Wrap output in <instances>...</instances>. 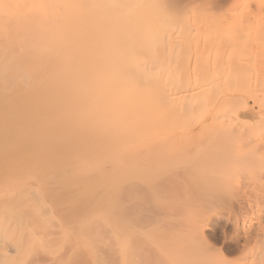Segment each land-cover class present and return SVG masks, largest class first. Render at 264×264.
<instances>
[{
    "label": "bare ground",
    "instance_id": "6f19581e",
    "mask_svg": "<svg viewBox=\"0 0 264 264\" xmlns=\"http://www.w3.org/2000/svg\"><path fill=\"white\" fill-rule=\"evenodd\" d=\"M253 30H264V0H0V221L7 223L0 232L11 220L24 222L28 230L40 227L35 226L40 216L62 222L72 201L69 177L79 176L80 198L95 208L83 221L88 238L83 264L90 257L114 264L117 253L121 264H130L132 205L190 198L208 187L210 177L195 182L193 174L202 173L201 167L209 171L222 151L210 121L244 123L246 107L232 110L243 92V67L235 60L231 81L223 73L243 50L238 39ZM232 39L235 57L220 56L219 48ZM211 51L220 57L203 60ZM232 137L239 145L243 141ZM47 158L55 159L53 167L69 179L56 178L58 169L51 171L53 180L51 173V180L44 178L51 170ZM33 169L40 174H28ZM57 199L58 208L51 202ZM207 212L189 211L182 220L193 240L206 239L213 211ZM226 222L244 251L251 252L253 240L264 236V227L231 217ZM6 241L0 244V263L13 253ZM104 244L107 254L100 249ZM183 246L178 260L186 253ZM15 249L22 256V246ZM35 259L39 264L41 258Z\"/></svg>",
    "mask_w": 264,
    "mask_h": 264
},
{
    "label": "rangeland",
    "instance_id": "374dc122",
    "mask_svg": "<svg viewBox=\"0 0 264 264\" xmlns=\"http://www.w3.org/2000/svg\"><path fill=\"white\" fill-rule=\"evenodd\" d=\"M249 32L250 34L248 35ZM261 32L262 31H256V30L248 31V33H244L238 39L243 50L241 53H240L241 48L239 51L237 50L239 55L237 56V58L233 59L234 62L232 61L233 63L230 68H228L229 65H226L227 70L225 69L226 71L223 73V75L225 74L226 77L228 76V78L226 79H229V81H231L230 78L232 76H229V75L234 74L235 60L237 61V63L240 64L241 67H243V72L246 75L245 77L246 79L244 80V83H243L244 84L243 88L241 89L243 92L240 96H236V98L238 99V102L236 103L237 106L235 105L234 107H232V110H236L240 107L242 108L246 107L248 114L244 113L245 121L244 123L243 122L240 123V125L237 124L238 126L233 123L222 124V122L220 123L216 120H214L215 121L214 123H213V120L210 121L212 122L211 126L213 129V132H215V134L217 133V131L220 132V133L219 132L217 133V134H220L218 135L219 137L216 135V137L219 138V140L218 139L216 140L220 141V146L222 148L219 146V142H218V147L222 149V151L220 152L218 150V153L220 152V154H217L216 152L217 155H215L216 157L214 159L216 160L214 161L215 164H212L211 166L212 168L210 167L211 169H209V171L201 167L202 170L199 169V172L202 171V173L200 172L201 175L200 173H198V170L196 171V173L194 172L196 174L195 176L193 174L195 182L197 181L202 182L204 180H208L209 177L212 179V181H210L212 183L208 184L209 186L204 188L205 191H208L209 196L207 193L205 194V192H203L204 189H201V191L199 189L198 193L194 192V194H190V198L183 197L179 200L178 198L177 200L166 199L165 200L166 202H164V200H160L159 202L156 201V202H151L149 204L148 203L145 204L147 205V207H145V205L144 206L142 205L143 207L142 206L136 207L132 205V207L130 208L131 210H129L130 211V221H131L129 223V226L131 227L130 230H132L131 235H130V239H131L130 240V247H131L130 254L131 255L129 256L130 264H181L180 260H184L183 264H230V263L236 262L239 259H243L245 262L249 264H263L264 263V255H262V252L264 251V249L259 250L258 248L260 244L264 245V236L261 235L260 237L255 238L253 240V244L256 247L252 249L251 252L244 251L242 246L241 247L239 246L241 245V243H238L236 240L233 239L236 235V232H234L235 229H233V227L231 226L232 224L226 222L228 217L229 219L231 217V220L236 218L238 219V221H240V223L248 222L252 224L253 226H255V228L264 227V220H263L264 219V213H263L264 212V30L262 32L263 36ZM257 34L259 38H257ZM234 42L235 40H233L232 42L231 40L228 41V43L230 44L227 47H225L223 44L222 46H224L225 48L224 47L219 48V52L221 53L220 56H224L226 58L227 56L225 55L230 54L232 51L231 49L234 50L235 48V46L233 47ZM240 44L237 43L236 46ZM255 50L257 51L255 52ZM220 56H215L214 51H211V52H208L205 57H203V60L210 61L213 58L215 59V57L217 60ZM229 57H232V58L235 57V53L233 54L232 52V54H230ZM225 58L224 60H226ZM232 58H229L230 61ZM250 69L252 72H256V74L250 75L248 73ZM247 73L249 75H247ZM222 100L223 99H221V101ZM230 130H232L235 133L237 132L235 135L231 133L233 136H235V138L236 136H238L239 139H243L240 145L238 144L240 142L235 141L232 135H229L228 132ZM222 133H224V135ZM239 133L242 134L241 136H243L244 138L241 137ZM229 136L232 137V142ZM234 142L235 143L237 142V143L235 144ZM47 159H48L47 161L51 164V170L45 173L44 178H48V176H50L49 173H51V171L52 173L55 172L56 174L60 171V173H58L57 176L55 175V177L59 179V177L62 176L61 180L63 181L64 172L56 168L55 166L53 167V165H55L56 163L55 159L53 158H47ZM34 170L35 169H33V171L31 170L28 174H31V176H33L32 175L33 173L34 175L40 174V172L38 173L40 169L39 170L36 169L35 171ZM207 171L209 172V174L207 173ZM52 175L53 176H50V177L53 180L54 174ZM211 176H214V177H211ZM50 177L48 179H50ZM69 178L65 176L64 182L65 180L69 179L68 180L69 185L67 183L66 187L67 189L72 191V197L70 198V200L72 201L68 200V203L70 202L69 205L67 203H66L67 205H65L67 207L65 208V211L66 210L67 211L64 217L65 219L62 221L64 224L59 219H55V218L54 220L50 219L49 220L50 222H48V220H45L43 216H40L39 218H37L39 220V223L37 225L35 223V226L36 227L40 226L41 228L39 227L35 230L30 228L28 230V227L25 226L26 224H24V222L20 223L19 221L11 220V225H10L9 224L10 221H9L8 225L10 226V228L7 231L0 232V238H1L0 244H3L2 243L3 240L4 241L7 240L4 243L7 244L5 245L8 246L10 250L12 249L13 253H10V252L9 253L11 254L10 257H13V259L10 257H5L4 260L6 258H10L12 259V262H13L12 264H15V263L24 264L23 262L25 263L28 262L27 264H33L37 260L35 258H41V259H38L39 264H49V262H51V264H61V263L62 264L64 263L65 264H68V263L83 264L84 261H83L82 256H84V252H85V249H84L85 246L83 245L84 244L83 242H84V237L85 238L87 237V236H84L85 235L84 232L86 230L84 229L83 221L86 217V214H88L90 211L93 212L95 208L94 206H91V207L89 206L88 208V204L85 205L83 203L84 201H82L80 198L81 195H80L79 188H80V185H82V183L80 182H83L81 177L74 176V177H69ZM181 190L183 189H180V188L174 189V191L176 192H182ZM58 200L59 199L56 200L57 202L53 200L51 201L54 204L53 206L54 207L56 206V208H58V206L60 205L58 204V202L61 199L59 201ZM241 200L243 201V203H245L246 206L242 203ZM55 203L57 205H55ZM157 203L158 204L160 203L161 205L160 204L158 205ZM261 206H263V208ZM259 208H261V211L263 210V212H260V214H259V211H260ZM193 210L196 211L197 213L200 211H204V210L206 212L208 211L207 213H210V211L211 212L213 211L212 213L214 215L211 214V217L208 220L209 224H207L206 228L204 229V234L206 238V239L204 238L205 240H200V239L193 240L192 238L193 236L191 235L190 230L188 229V223L185 224L183 222L184 219H187L189 217L187 215H189L191 211ZM182 211L184 212L182 213ZM168 212L169 214H167ZM179 213H182V214H179ZM152 215L154 217H152ZM0 216H1V212H0ZM1 218H3V216H1ZM180 218H181V221L183 220L182 222L180 221ZM2 221H0L1 227L7 224ZM17 222L20 224L15 225ZM41 222L42 223L45 222V224L43 223V226H41L42 225ZM182 223L185 225H183ZM63 225H65L66 227ZM45 226L46 228H44ZM15 227L18 232L15 231L16 230L14 229ZM22 227H24V230ZM58 228H60L62 232ZM173 228L175 229L178 228V230L177 229L176 230L180 232L179 235L177 234L179 238H177L176 234H174L176 231L175 232L172 231ZM38 229H41V230H38ZM42 230L43 231L45 230L46 232L44 231L43 233ZM49 230L51 231L48 232ZM66 230H68V232H66ZM166 230H169V231L166 232ZM27 231H29L30 233H28ZM32 231L33 232L36 231V232L31 233ZM54 231H56V233ZM41 232L44 234L42 235V237L44 238L43 241H42L43 238L40 239L38 237L39 235L41 237ZM8 233H10L11 235ZM47 233L49 234V236L50 235L52 236L56 235V236H53L52 238L51 237L49 238L48 236L49 239L48 238L45 239L46 238L45 234ZM12 235H14V239ZM25 236L27 240L25 239ZM232 236L233 238H231ZM5 237L7 238L5 239ZM64 239L66 241H64ZM86 239L88 240V238ZM10 240H15V241H10ZM183 240L184 242L182 243L181 241ZM18 241L19 243H17ZM40 241L43 242V243L41 242V244L42 245L44 244L43 246L45 247L39 245ZM48 241H49V247H47ZM12 242L13 243L16 242V243L12 245L11 244ZM33 243L35 244V246H33L34 248L33 247L31 248V245H34ZM184 243L185 244L187 243L188 245L187 244L185 245ZM15 244L20 246V251H21V246H22L23 251L20 252V254L22 253V256L15 252L16 250ZM63 244H65V246ZM36 245L38 249L36 248ZM106 245L105 244L103 246L101 245L102 247L100 246L101 248L100 247L99 248L103 251V253L107 254L108 245L107 246ZM181 245L186 246L187 249H185L184 246L182 247L183 251L186 250V253L184 255L181 249V254L184 256H182V259L178 260V256H180V251L178 252L179 254L177 253V251ZM188 246H191V247H188ZM26 247L27 249L24 250ZM41 247H43L44 250L49 251L47 252L49 254L43 252V250H41ZM56 247H58L59 249ZM49 248L50 249L52 248L51 249L52 252L48 250ZM100 249L99 251H101ZM35 251H37L36 254L32 255L33 253H35ZM24 252H26L25 253L26 256L23 255ZM188 252L190 253L188 254ZM176 253L178 254V256L176 255ZM29 254H31L32 256ZM41 254H43L44 256L41 257L42 256ZM36 255L37 256L39 255V256L37 257ZM47 255L48 256L50 255V256L47 257ZM33 256L35 257L33 258L35 259V261H32ZM60 256H64V257H60ZM23 257H26L30 260H27L26 262L25 261L26 258H23ZM115 257H116L115 263L121 264L120 254L117 253ZM90 258L86 260L88 261L87 264L97 263L94 258H91V260ZM10 259L8 260L9 262L1 259V263L11 264ZM78 259H82L81 260L82 262ZM107 260H108L107 262L111 264L110 258ZM62 261H65V262H62Z\"/></svg>",
    "mask_w": 264,
    "mask_h": 264
}]
</instances>
